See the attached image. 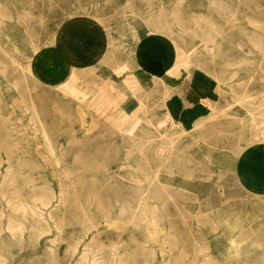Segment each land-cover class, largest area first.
<instances>
[{
	"label": "rangeland",
	"instance_id": "374dc122",
	"mask_svg": "<svg viewBox=\"0 0 264 264\" xmlns=\"http://www.w3.org/2000/svg\"><path fill=\"white\" fill-rule=\"evenodd\" d=\"M75 14L107 17L126 43L138 28L167 34L218 80L220 107L191 130L145 120L127 133L82 89L71 100L40 82L33 64ZM263 139L264 0H0V264H264V161L247 168L251 185L226 162ZM184 164L201 191L176 186ZM43 195L52 204L39 210Z\"/></svg>",
	"mask_w": 264,
	"mask_h": 264
},
{
	"label": "crops",
	"instance_id": "0c3cea01",
	"mask_svg": "<svg viewBox=\"0 0 264 264\" xmlns=\"http://www.w3.org/2000/svg\"><path fill=\"white\" fill-rule=\"evenodd\" d=\"M106 21L107 17L93 14H75L63 21L54 32L52 48L33 64L35 77L48 86H65V94L71 87L82 89L86 97L81 101L91 111L127 133L140 132L145 120L160 129L191 130L220 107L218 80L205 69L187 65L170 36L138 28L135 40L126 43ZM105 85L112 88L104 90ZM254 153L259 158L253 159ZM207 155L213 162L217 153L212 150ZM260 155H264V139L248 146L243 157L229 149L230 178L251 185L247 168L253 161H264ZM171 166L174 170L176 163ZM179 172L174 180L180 190L201 191L193 188L194 177L186 164ZM232 238L229 247L236 240Z\"/></svg>",
	"mask_w": 264,
	"mask_h": 264
},
{
	"label": "bare ground",
	"instance_id": "6f19581e",
	"mask_svg": "<svg viewBox=\"0 0 264 264\" xmlns=\"http://www.w3.org/2000/svg\"><path fill=\"white\" fill-rule=\"evenodd\" d=\"M34 58V57H33ZM34 63V62H33ZM18 71V70H17ZM165 102V101H164ZM164 105V104H163ZM234 107V106H233ZM175 124V123H174ZM198 124V123H197ZM174 126V125H173ZM197 127L199 128V126L197 125ZM48 140V139H47ZM51 144V143H50ZM49 147V146H48ZM162 147V146H161ZM160 147V148H161ZM51 148H53V147H51ZM166 149H167V147H162L161 149H160V152L161 151H166ZM211 151V150H210ZM169 160V159H168ZM171 161V160H170ZM183 162V161H182ZM168 165V164H167ZM205 165V164H204ZM211 165V164H210ZM170 170H171V168H170ZM187 173V172H186ZM190 173V172H189ZM209 173V172H208ZM176 174V173H175ZM193 177V176H192ZM219 180V179H218ZM98 192V191H97ZM101 194V193H100ZM226 198V197H225ZM224 198V199H225ZM38 199V201H37V203L34 205V207H36L37 209H39V210H43V208L45 209V208H47V207H49L51 204H52V198L50 197V196H48V195H43V196H41V197H39V198H37ZM58 200V199H57ZM244 202V201H243ZM39 203V204H38ZM33 205V204H32ZM29 206V207H33V206ZM15 208H17V209H21L20 211H22V210H27V208H28V205L27 204H25L24 202H18V203H16L15 205ZM59 207V206H58ZM25 210V211H26ZM239 211V210H238ZM43 212V211H42ZM38 213H40L41 214V211H38ZM34 215H35V212L33 213ZM43 214V213H42ZM7 215V214H6ZM221 218V217H220ZM247 219V218H246ZM45 220V219H44ZM213 220H215V219H213ZM221 221V220H220ZM215 222V221H214ZM238 222V221H237ZM223 223H224V221H223ZM215 224H216V222H215ZM107 225V224H106ZM109 225V224H108ZM107 225V226H108ZM227 225V224H226ZM51 226V225H50ZM238 226V225H237ZM226 227V226H225ZM226 228H228V227H226ZM252 228H254V227H252ZM6 229L8 230V232L11 234V236L12 237H14V238H17V237H20V236H22V233H23V231H24V228H23V226L21 225V224H17V225H14V224H12L11 222H8V225L6 226ZM240 229V228H239ZM230 230V229H229ZM231 231V230H230ZM24 236V235H23ZM22 236V237H23ZM21 237V238H22ZM92 237V236H91ZM239 237V236H238ZM246 237V236H245ZM259 238V237H258ZM19 239V238H18ZM233 239H235V238H233ZM243 240V239H242ZM52 241H54V240H51V243H52ZM242 242H244V241H242ZM231 243H232V246H234V248L236 249V251H237V253H239V244H240V238L238 239H236V240H231ZM258 243H262V240L261 241H258ZM53 245H54V243H53ZM231 246V245H230ZM52 247V246H51ZM48 248V247H47ZM49 250H51L50 252H52L51 254H54L53 253V251H54V249H50V248H48ZM53 250V251H52ZM56 250V249H55ZM87 252V251H86ZM55 253H57L56 251H55ZM58 254V253H57ZM90 255V254H89ZM84 259H85V257H84ZM91 260V259H90ZM89 260V261H90ZM84 261V260H83ZM79 264H81V263H79ZM89 264V263H88ZM92 264H98L97 262H93Z\"/></svg>",
	"mask_w": 264,
	"mask_h": 264
}]
</instances>
